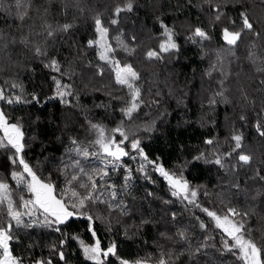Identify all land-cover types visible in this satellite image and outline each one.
Returning <instances> with one entry per match:
<instances>
[{
	"label": "snow or ice",
	"instance_id": "6c2138e0",
	"mask_svg": "<svg viewBox=\"0 0 264 264\" xmlns=\"http://www.w3.org/2000/svg\"><path fill=\"white\" fill-rule=\"evenodd\" d=\"M261 2L264 3V0ZM188 4L192 6L191 0H188ZM53 5L58 6L57 14L64 17L63 20L52 15ZM199 6L202 10L204 6L209 9V25L220 28L223 42L220 48L212 50L215 59L205 72L210 80H216L215 90L207 97L206 105L214 110L221 103H235L230 97L232 90L229 84L234 75L230 65L241 59L237 52L241 44H245L247 36L249 42L245 44L243 60L251 66V75L242 79L240 72L235 73L238 103L242 109L239 120L248 124L245 110L251 108L257 116L251 127L264 140V32L257 31L246 12L240 13L239 21L228 17L221 11L222 0H200ZM133 9L134 0H108L104 12L91 7L89 0H43V3H37V0H9L5 14L11 16L14 23L10 26L13 30L7 33L0 30V73L21 66L23 62L20 56L24 61L39 59L45 68L55 73L51 77L54 94L48 99L59 98L61 104L69 106L71 101L68 98L77 97L75 84L66 82L77 74L74 61H68L65 67L53 55V49L62 37L66 39L72 35L77 20L91 19L95 37L86 40L83 48L71 42L69 44L76 47L78 59H85L82 53L94 49L97 63L89 61L87 67L95 68L94 77L108 75L122 94L106 93L120 104L121 120L115 127L109 129L102 123L88 120L91 139L81 142L70 137V147L65 153L67 158L62 159L61 166L57 168L62 183L54 181L51 174L45 178L25 159L27 142L21 119L14 120L5 107L0 106V151L7 154L11 166L7 177L0 178V264H68L64 249L69 240L78 243L84 259L90 264H110L109 257H115L118 264H176L184 255L194 264H201L204 257H208L204 264H214L208 249L215 248L214 244H209L215 237L203 235L198 238L196 226H176L174 232H159V239L154 242L155 251L145 252L133 260L120 257L114 241L107 247L103 246L95 229L96 221L103 217L94 210L103 206V211L109 215H130L129 206L121 197L129 193L136 174L155 183L151 178L152 173L163 178L174 200L185 204V207L198 209L209 218L211 225L199 216L195 217L200 233H208L210 226L218 230L220 247L216 250L221 256L230 254L235 264H264V161L260 166L253 167L255 157L245 148L243 132L232 129L225 141L230 145L227 150H222L217 138H205V150L192 158V162L214 165L229 178L228 182L221 181L227 191L221 194L219 208H209L199 202L200 187L203 186L193 187L185 178L183 167L186 165L178 166L179 171L169 170L159 156L153 160L145 153L142 140L136 133L141 129L152 131L155 121L141 124L137 120L145 108L159 107L162 92L158 88L154 92L149 90L151 99H146L142 72L131 61L117 56L122 51L133 57L140 50L135 33L127 36L123 29L114 27L126 18L123 14L132 13ZM156 21L159 34L150 38L157 39L158 43L143 53V60L148 64L164 63L166 58L170 59L181 51L176 27L169 26L159 16ZM113 30L118 33L115 37L111 36ZM183 38L186 43L198 46L204 55H208L206 42H210L212 36L202 24L188 25ZM12 49L19 51L14 54ZM214 74L217 75L214 77ZM253 93L259 96L258 109L257 95ZM33 103L39 104L40 97L35 93L27 94L23 84L15 77L0 83V105L12 107ZM125 158L130 159L135 167L124 164ZM121 169L124 172L123 181L118 186L113 174ZM242 175L246 177L243 187L240 180ZM9 179L14 182V187ZM24 193H27V197ZM147 195L152 196L153 193ZM240 197L247 207L233 203ZM163 203L171 204L173 200L165 199ZM254 217H258L260 226L257 228L250 224ZM74 219L87 221L86 231L92 237L90 243L85 242L78 233L70 236L63 231ZM171 219L177 221L175 212L171 213ZM150 223L153 221L142 218L137 231ZM37 227L58 233L61 238L47 245V255L33 258L17 254L13 246L20 243L17 231ZM32 247L28 245L29 249ZM220 264L224 262L221 260Z\"/></svg>",
	"mask_w": 264,
	"mask_h": 264
},
{
	"label": "trees",
	"instance_id": "16d2710c",
	"mask_svg": "<svg viewBox=\"0 0 264 264\" xmlns=\"http://www.w3.org/2000/svg\"><path fill=\"white\" fill-rule=\"evenodd\" d=\"M43 3V0H37ZM90 6L95 10L104 12L108 0H89ZM9 0H0V30L7 33L13 29L10 26L14 23L11 16L6 15ZM134 0L132 13L123 14L125 19L121 20L118 26L124 30L127 36L135 33L140 42L138 53L129 57L122 51L117 53L118 58L131 61L142 72L145 98L151 99L149 90L154 92L157 88L162 92L159 107L153 106L151 109L145 108L140 114L137 123L146 124L155 121L152 131L145 132L141 129L137 132L142 140V147L150 159L160 157L166 169L179 171L178 166H184L183 172L186 179L193 187H200L199 202L209 208L221 205V194L226 192L221 181L228 182L229 178L219 171L214 165H206L202 161L192 162V158L205 150L203 141L208 137H215L220 141L222 150H227L230 145L225 143L233 128L243 132L245 136V146H255L258 150L261 161H264V140L258 137L251 125L257 119L256 113L251 108L245 110L248 115V124L239 120L241 107L238 103V93L236 92V72H240L241 78L251 75V66L246 65L243 60L245 55V44L249 38L245 37V44H241L237 55L241 58L237 63L230 65L234 75L230 81V97L234 104L225 105L223 103L216 106L214 110L209 109L205 102L211 91L215 90V78L209 79L205 72L209 64L214 61L215 55L212 50L220 48V28L209 25L210 11L207 6L201 9L200 0ZM221 11L228 17L239 21L240 13L246 12L251 18L257 31L264 32V3L261 0H222ZM52 15L56 19L63 20L59 16L58 6L53 5ZM107 17V13H105ZM159 16L169 26H175L178 36V43L181 51L172 58H166L164 63L154 62L148 64L143 60V53L149 47H154L157 39L150 37L158 36L159 25L156 17ZM71 19V16L68 17ZM77 27L71 36L56 42L53 55L67 66L68 61H74L76 75L67 80V83L75 84L77 97H69V106L60 103L59 98L48 99L53 96L54 85L50 69L43 66L39 59H29L24 61L23 56L19 59L23 62L21 66L0 73V83L4 79L15 77L23 84L26 93H35L40 97V103L20 104L12 107L0 105L11 114L13 119L20 118L26 136L27 147L24 152L25 159L36 167L39 174L47 178L51 174L54 181L62 183V178L57 172L61 166L62 159H66L65 153L70 147V137H75L81 142L91 139L88 131L87 121L102 123L107 128L115 127L121 120L119 112V101L112 100L106 93L111 91L113 95L122 93L110 81L109 76L94 77L95 68L87 67L89 61L96 64L94 49H87L85 59L76 57V47L83 48L86 40L95 37L92 30L91 19H79L76 21ZM202 24L208 29L212 40L206 42L208 55H204L198 46L186 43L184 32L188 25ZM116 36L118 33L113 30ZM115 40H112L114 43ZM17 53L18 49H12ZM15 58V56H14ZM81 73L83 75H81ZM217 74H214V77ZM85 84L88 85L85 88ZM96 89H101L97 91ZM253 95H257L253 93ZM104 105V106H99ZM259 108V96L257 95V109ZM144 113H148L147 116ZM124 164L132 165L133 162L125 158ZM11 171V166L7 160V154L0 151V178L7 177ZM123 169L113 174V179L119 186L123 181ZM155 183H150L142 179L139 174L135 175L129 193L121 198L126 201L130 209V215L121 216L118 213L109 215L103 211V206L96 211L97 215L103 218L95 223V229L104 247L110 242L118 245V255L122 258L133 260L137 256H143L145 252L155 251L154 242L159 239L158 233L165 230L175 231L176 226L195 227L198 238L203 235H212L214 240L209 244H214L215 248H209L208 254L214 264H235L234 258L230 254L221 256L216 250L220 247V235L218 230L210 226L208 233H200L195 217L199 216L205 223L211 225L209 218L198 209L187 206L171 197L167 183L157 174H151ZM9 183L14 187V182L9 179ZM242 187L244 184H242ZM153 193L148 196L147 193ZM207 193V195H205ZM27 197V193H24ZM18 199V196L16 197ZM173 200L171 204H164L163 200ZM233 203L244 204L243 198L233 200ZM177 214V221L173 222L171 213ZM148 219L153 223L144 225L137 231L141 219ZM258 222V218H257ZM259 225V222H258ZM87 221L74 219L63 231L70 236L79 234L87 243L92 240L91 234L86 231ZM260 226V225H259ZM110 229V231H109ZM20 243L14 244L17 254L33 258L48 254L47 245L58 241L61 237L58 233L48 229L32 228L19 229ZM31 244L33 247L28 248ZM67 253L68 264H90L84 259L78 243L69 240L64 249ZM208 259H201V264ZM110 264H118L115 257H109ZM176 264H194L187 255L181 256Z\"/></svg>",
	"mask_w": 264,
	"mask_h": 264
},
{
	"label": "rangeland",
	"instance_id": "374dc122",
	"mask_svg": "<svg viewBox=\"0 0 264 264\" xmlns=\"http://www.w3.org/2000/svg\"><path fill=\"white\" fill-rule=\"evenodd\" d=\"M112 37H115V35L113 34ZM114 40V39H113ZM158 43V41L155 43V46L156 44ZM115 45V42L113 43ZM154 46V47H155ZM206 99H204L202 102H205L206 103ZM246 150L250 153H252L255 157V160H254V164H253V167H258L259 166V159H260V156H259V153H258V150L255 146H245ZM249 175H251V173H249ZM246 179V177H244L243 175L240 177V180H241V183L244 184V180ZM249 183H252L251 181H249ZM257 218L258 217H254L251 221H250V224L253 228H257L259 227L258 225V222H257Z\"/></svg>",
	"mask_w": 264,
	"mask_h": 264
}]
</instances>
